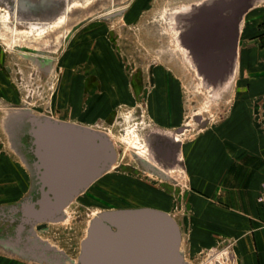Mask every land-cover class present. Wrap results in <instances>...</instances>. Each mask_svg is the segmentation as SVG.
<instances>
[{
	"label": "rangeland",
	"instance_id": "374dc122",
	"mask_svg": "<svg viewBox=\"0 0 264 264\" xmlns=\"http://www.w3.org/2000/svg\"><path fill=\"white\" fill-rule=\"evenodd\" d=\"M87 1L0 0V222L32 190L29 171L6 131L8 120L27 111L103 131L117 149L116 166L67 207L61 223L34 228L35 236L70 261L78 260L100 213L153 208L179 224L185 262L258 264L264 220L256 200L260 184L250 181L264 164V0L246 17L233 76L216 88L183 44L192 16L185 18L215 0ZM112 1L125 9L105 20ZM75 2L80 6L70 7ZM65 8L56 27L30 35L60 19ZM176 13L181 16L173 21ZM134 128L154 157V164L148 163L159 170L152 137L165 140L178 128L186 130L173 139L180 141L179 166L165 172L169 180L139 166L138 159L144 160L129 144ZM242 129L245 134L237 133ZM241 143L257 149L251 151L250 181L232 182L225 174L232 164L241 166V154L236 158L233 149ZM214 153L220 156L212 160ZM194 157L203 165L199 176L190 168ZM215 164L222 167L218 181L210 177ZM0 234L5 240L7 234ZM1 262L49 264L0 245Z\"/></svg>",
	"mask_w": 264,
	"mask_h": 264
},
{
	"label": "water",
	"instance_id": "95a60500",
	"mask_svg": "<svg viewBox=\"0 0 264 264\" xmlns=\"http://www.w3.org/2000/svg\"><path fill=\"white\" fill-rule=\"evenodd\" d=\"M240 1L247 5L251 3V0ZM220 2L223 6L231 5V0H215L197 14L192 12L185 20L192 16L198 21L200 14L212 18V8ZM123 11L103 19L117 18ZM213 20L219 31L228 22V18L220 14ZM188 33L184 40L188 35L193 38L194 33L191 30ZM187 44L205 80L215 87L223 85L230 75H221L220 80L215 81V68L210 65L209 57L200 52L201 46ZM205 44L210 45L211 40H205ZM32 59L45 64L42 59ZM7 133L13 148L31 170L33 185L39 187L40 192L36 199L28 196L9 209V217L2 219V223L10 222L13 231L7 234L5 240L0 234L1 246L23 257L29 256L49 264H186L181 253L179 224L170 214L153 208L100 213L91 221L77 261H70L63 252L50 248L35 236V226L61 220L63 211L78 196L116 166L117 149L105 132L27 111L20 112L8 126ZM24 138L29 140L32 160L19 151ZM138 160L145 164V169L164 176L146 162Z\"/></svg>",
	"mask_w": 264,
	"mask_h": 264
},
{
	"label": "flooded vegetation",
	"instance_id": "af4514ba",
	"mask_svg": "<svg viewBox=\"0 0 264 264\" xmlns=\"http://www.w3.org/2000/svg\"><path fill=\"white\" fill-rule=\"evenodd\" d=\"M256 1L257 0H251V3L247 5L240 0H231V5L229 4L225 6H223L220 2L212 8V11L214 13V16L212 18H210V16H206L205 14L198 15V21H196V17L192 18L195 19V22H190L189 25L191 28L189 29V32L191 30L194 33V36L193 38H190L188 35L187 40L190 41H186L190 44H199L201 46L200 52L209 57V61L211 62L210 65L215 68V81H219L224 74L226 76L231 75L234 72L236 64L239 63L238 60L240 58L242 44L241 37L244 32L243 28L245 26L246 17L248 13L253 8H255L254 4ZM251 4L252 6L249 7ZM219 14L224 15L228 18L227 24L223 25L220 31L218 30L219 28H217L216 23L212 22L214 21L213 19L219 16ZM209 18L211 21L209 20ZM203 38L206 41L211 40V44H205V40ZM198 39H200L199 42H195ZM183 44L185 43L183 42ZM213 87L215 86L213 85ZM175 133L176 134L174 135V138L176 135L183 137V135H185L186 133V130L184 128H178ZM174 138L168 136L165 140H161L159 138L152 137L151 140V145L154 148L156 156L158 157V162L163 168V170H158L156 168L155 170L163 173L165 177H160L164 178L165 180H169V177L166 176L165 172L179 166L178 158L180 152V141L178 140L177 144V142H174ZM29 147V140L27 138H24L22 139V147L19 149V151L29 160H32L33 156L29 154ZM21 160L26 165L25 161L22 158ZM138 162L139 166H141L143 169L145 164L141 161ZM26 167L29 171L30 179L32 182V190L30 196H33L36 199L39 196V187L33 185L32 172L27 165ZM136 169L138 168L136 167ZM11 226L12 225L10 224V222H6L4 225L2 222H0V231H3L4 234H8L10 231H13Z\"/></svg>",
	"mask_w": 264,
	"mask_h": 264
},
{
	"label": "crops",
	"instance_id": "0c3cea01",
	"mask_svg": "<svg viewBox=\"0 0 264 264\" xmlns=\"http://www.w3.org/2000/svg\"><path fill=\"white\" fill-rule=\"evenodd\" d=\"M240 134H245V130L242 129L239 132ZM237 153V157L239 159V154H241V166L239 167V164H232L230 168H228L226 170V174H225V179H232V182L239 181L241 180V182H246L247 180L250 181V173H251V169H250V158H251V151H255L257 149H251L250 145L248 143H241V144H237V148H233ZM220 155L217 153L212 154L210 157H212L213 159H218ZM253 157H257L256 159H259V156L256 155H252ZM194 161L193 163L191 162L190 164V168L193 169V172L195 173L196 176H199L201 174H203L202 172L204 170H202L201 167H203V165H197L196 163V159L197 157H194ZM245 159V164L243 163ZM196 163V164H195ZM260 164V163H259ZM217 166V168L214 170L212 169V167L210 168V177H215V179L218 181V177L223 174L222 173V167H219V165L215 164ZM262 165V163H261ZM205 167V166H204ZM236 167V168H235ZM201 168V169H200ZM235 168V169H234ZM190 169V170H191ZM195 170V171H194ZM207 172V171H205ZM209 173V172H208ZM199 174V175H198ZM238 176L241 177V179L238 178ZM224 179V180H225ZM235 179V180H234ZM200 181H202V179H199ZM252 183H259V188L261 189V184H263L264 182V164L263 166H261V169L259 168L257 175L250 181ZM260 189L258 192V196H257V208L259 211L262 212L263 215V220H264V208L258 203V197L260 194ZM257 261L258 264H264V238L261 239V242H258V248H257ZM0 264H4L3 262H1Z\"/></svg>",
	"mask_w": 264,
	"mask_h": 264
},
{
	"label": "bare ground",
	"instance_id": "6f19581e",
	"mask_svg": "<svg viewBox=\"0 0 264 264\" xmlns=\"http://www.w3.org/2000/svg\"><path fill=\"white\" fill-rule=\"evenodd\" d=\"M16 1V0H15ZM87 1V0H86ZM92 1L91 0H88L85 4L86 5H88V4H90ZM66 4V3H65ZM92 4H93V2H92ZM70 5V4H69ZM80 6L79 5V3H77V2H75V3H73L70 7H72V6ZM112 9H110V11L109 12H107L105 15H104V17L105 16H108V15H110V14H113V13H115V12H118V11H121V10H124L125 8H119V6L118 5H116V4H114V2L112 1ZM17 6V5H16ZM67 7V6H66ZM90 7V6H89ZM88 7V8H89ZM69 8V7H68ZM68 8L66 9L65 8V13H64V15L60 18V19H58L56 22H53V23H47L45 26H46V28H44L43 30H41V31H39L36 35H32L31 33H30V35L31 36H42L45 32H47L48 30H51L53 27H56V26H54V25H56V24H58L59 22H61L64 18H65V16H66V14H67V10H68ZM87 8V9H88ZM70 12H72V11H70ZM16 15V14H15ZM181 15H178L177 13L176 14H173V21H175V20H177V18L178 17H180ZM63 24H65V25H63V27H65V26H67L68 24H67V22L65 23H63ZM57 31V30H56ZM67 29L64 31V38L66 37V35H67ZM29 35V34H28ZM56 38L58 39V36H56ZM183 41H184V43H185V45H186V40H184L183 39ZM188 42L190 41V40H187ZM37 48V47H36ZM34 49V48H31V49H29V50H32V51H34V52H40L39 50H37V49ZM22 55H23V57L25 56V55H27L26 53H21ZM39 54V53H38ZM36 64H39L38 62H36L35 60H33ZM40 65V64H39ZM199 69H200V66H199ZM201 70V69H200ZM200 84H202V82L200 81L199 82ZM208 83V85H212L213 86V84H211L210 82H207ZM204 86H205V83L203 84ZM209 90H210V87H209ZM208 94H209V96L211 95V92L210 91H208ZM211 96H213V95H211ZM20 115V112H17V114L16 115H14L10 120H8V122H7V124H6V131H7V128H8V126L12 123V122H14L17 118H18V116ZM109 137V136H108ZM110 138V137H109ZM111 139V138H110ZM111 141H112V139H111ZM113 142V141H112ZM114 143V142H113ZM129 144H130V146L131 147H133L134 149H136L137 151H138V157H140V158H142L146 163H148V161H153V164H154V157L153 156H151V154H150V150H149V147L147 146V144H146V141L144 140V138H143V136L140 134V132H139V130L137 129V128H134V129H131L130 130V132H129ZM115 145V144H114ZM149 165H151L150 163H148ZM152 167H154L153 165H151ZM154 168H156V167H154ZM113 169V168H112ZM111 169V170H112ZM157 169V168H156ZM110 170V171H111ZM158 170H159V168H158ZM67 209V208H66ZM66 209L63 211V216H62V219L61 220H59V221H56V222H50V223H48V224H59V223H61L64 219H65V211H66ZM96 218V217H95ZM50 248H53V246H50ZM54 249V248H53ZM58 251V250H57ZM182 253V252H181ZM182 255H183V253H182ZM186 264H189L187 261H186Z\"/></svg>",
	"mask_w": 264,
	"mask_h": 264
},
{
	"label": "built area",
	"instance_id": "2783aa9c",
	"mask_svg": "<svg viewBox=\"0 0 264 264\" xmlns=\"http://www.w3.org/2000/svg\"><path fill=\"white\" fill-rule=\"evenodd\" d=\"M258 203L264 208V183L261 186Z\"/></svg>",
	"mask_w": 264,
	"mask_h": 264
}]
</instances>
